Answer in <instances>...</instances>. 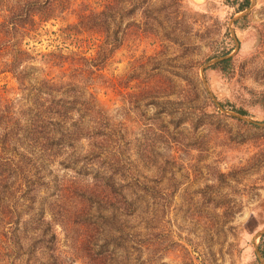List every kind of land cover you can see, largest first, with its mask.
<instances>
[{
	"label": "rangeland",
	"instance_id": "rangeland-1",
	"mask_svg": "<svg viewBox=\"0 0 264 264\" xmlns=\"http://www.w3.org/2000/svg\"><path fill=\"white\" fill-rule=\"evenodd\" d=\"M243 2L66 0L0 29V264H261L264 0Z\"/></svg>",
	"mask_w": 264,
	"mask_h": 264
},
{
	"label": "trees",
	"instance_id": "trees-1",
	"mask_svg": "<svg viewBox=\"0 0 264 264\" xmlns=\"http://www.w3.org/2000/svg\"><path fill=\"white\" fill-rule=\"evenodd\" d=\"M64 1L66 0H17L9 9L6 20L0 24V29L3 35L9 37L18 30L35 26L38 21L48 22L54 19L57 12L63 9ZM249 5V0H244L239 11L245 10ZM94 16L95 14L91 15L92 18ZM229 62L230 60H226L220 64H228ZM238 113L245 115L241 111Z\"/></svg>",
	"mask_w": 264,
	"mask_h": 264
},
{
	"label": "water",
	"instance_id": "water-1",
	"mask_svg": "<svg viewBox=\"0 0 264 264\" xmlns=\"http://www.w3.org/2000/svg\"><path fill=\"white\" fill-rule=\"evenodd\" d=\"M254 4H255V0H252V5H254ZM249 11H250V9L247 10V11H245V12L242 13L241 15L237 16L236 18H234L233 22L239 20L240 18H243L245 15H247V14L249 13ZM236 44H237L236 49H237V51H238L240 46H239V43H238V42H237ZM231 57H232V55L224 56V57H222V58L216 59V60H214V61L208 63L207 65H205V66L202 68V73L205 72L206 68H208V67H210V66H212V65H214V64H216V63H219V62H222V61L229 60ZM203 82H204V85L206 86V88H208V85H207V83H206V79H205V76H204V75H203ZM210 95H211V94H210ZM211 96H212V95H211ZM212 98H214V97L212 96ZM213 100L215 101V99H213ZM218 106H219V108H220L222 111H224L225 114H228L229 116L235 117V118L240 119V120H242V121H244V122H248V123H251V124H254V125H262V124H260V123L253 122L252 120L247 119L246 117L241 116V115H239V114L225 111V110L222 109V107H221L220 105H218ZM258 236H260V237L264 236V231H261V232L257 233L256 236H255V238H257ZM255 238H254V239H255ZM255 249H256V253H257V256H258V258H259L261 264H264V259H263L262 255H261V253H260L259 248H258V247H255Z\"/></svg>",
	"mask_w": 264,
	"mask_h": 264
}]
</instances>
